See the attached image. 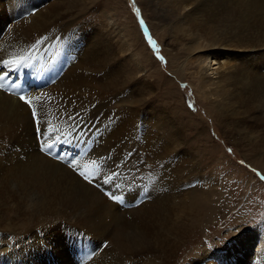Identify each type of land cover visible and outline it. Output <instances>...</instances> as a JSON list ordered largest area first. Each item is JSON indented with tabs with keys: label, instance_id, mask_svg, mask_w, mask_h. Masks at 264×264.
I'll list each match as a JSON object with an SVG mask.
<instances>
[{
	"label": "bare ground",
	"instance_id": "6f19581e",
	"mask_svg": "<svg viewBox=\"0 0 264 264\" xmlns=\"http://www.w3.org/2000/svg\"><path fill=\"white\" fill-rule=\"evenodd\" d=\"M169 3L180 11L166 26L183 41L182 56L169 53L171 68H177L173 73L182 80L192 71L189 83L209 110L220 115L229 109L251 139L252 134L264 135V0ZM53 5L61 9L57 0H0V59L31 51L25 90L40 95L34 103L42 117L41 133L43 121L49 122V133L59 129L71 141L58 150L74 154L82 149L104 172L119 170L122 182L134 186L120 204L80 182L64 164L40 152L27 106L0 90V189L17 195L21 188L23 200L12 203L32 215L19 223L21 233L32 236L15 244L9 238L15 229L0 225V264H175L186 246L180 250L187 228L196 222L195 212L207 209V201L198 197L204 187L202 168L186 149L188 131L196 128L199 135L202 130L170 107L173 94L180 95L175 82H152L155 72L143 74L150 51L138 30L133 36L123 29L134 46L129 56L135 68L126 73L112 48L114 26L84 29L89 25H76L69 11H46ZM143 14L153 37L162 41L164 33L147 11ZM102 39L109 51L100 54L95 42ZM37 41L38 51L32 50ZM115 63L121 66L118 78ZM141 189L150 199H144ZM139 204L142 209L135 211ZM44 218L47 223L38 226ZM49 218L64 223L52 226ZM39 228L43 235H35ZM240 237L224 253L203 248L200 264H264V225ZM77 239L95 244L88 249L90 261L70 256L68 241Z\"/></svg>",
	"mask_w": 264,
	"mask_h": 264
},
{
	"label": "rangeland",
	"instance_id": "374dc122",
	"mask_svg": "<svg viewBox=\"0 0 264 264\" xmlns=\"http://www.w3.org/2000/svg\"><path fill=\"white\" fill-rule=\"evenodd\" d=\"M57 2L61 5L60 10L53 5L51 9H46V11H69V13H72V20L75 21L76 25H89L84 27V29L102 31L107 26L111 28L114 26L113 35L115 38L112 48L115 54L122 57L123 70L126 73H131L135 68L134 61L129 56L134 46L131 45L132 35L123 37V29L133 31V36L136 35V30H138L139 32H137L141 33L140 35L143 36L150 51L149 61H144L145 70L143 74L148 77L150 72H155L157 77L150 78L152 82H155V80L160 81L161 79H170L175 82L174 87L180 92V95L176 96L173 94V100H175L171 101L170 99V107L176 111L181 110V113L184 112L185 120L192 122L191 125L197 123L198 130H202L199 135L196 128L188 131L186 149L193 156L190 159L197 160L202 168L203 175H201L204 177L202 179L204 187H202L203 192L198 193V197L207 201V209L195 212L194 220L196 222L187 228L188 238L182 244L180 250L185 244L186 246L179 252L173 263L200 264V252L203 248L206 247L213 249L214 252L218 253L221 251L224 253L223 248H231L241 238L240 235L248 234L252 229L264 225V181L256 174L258 172L264 175V144L262 142L264 135L252 134L251 139L250 133L242 131L233 113L231 111L228 112L229 109H226L225 113L220 115L209 110V107L199 98L198 92L193 91V87L189 83V73L192 71H186L182 80L173 73L177 68H171L170 54L172 58H174V54L182 56L181 47L183 46L181 44H183V41L180 43L182 36L175 32L173 33V30H170L166 24L171 19L179 16V13L175 11L180 10L175 9L169 3V0H141V2L134 0V5L133 0H57ZM134 6L139 8L148 32L156 42L158 53L147 43L135 14ZM143 11H147L149 19H152L153 23L156 24L158 32L160 34L164 33L165 36L163 35L162 41L153 37L147 23L148 20L143 17ZM155 11L156 14L158 12V16ZM79 32L83 34L82 29ZM125 39L128 41L127 45L124 44ZM133 43L135 44L134 40ZM95 47L100 54L109 51L105 39H102L99 45L95 42ZM158 57H163V60ZM185 58L181 61H184ZM120 67V64L115 63L113 68L115 78L121 75ZM160 83L162 84V82ZM162 92L158 95L159 97H163L164 93ZM261 132H264V130H261ZM69 137H71L70 133ZM228 149L232 150L231 153ZM47 157L56 162L52 157ZM241 161H244V163L241 164ZM19 189L21 188H18L17 195H13L11 189L6 194L0 189V225L12 226L15 229L16 233L11 232L9 235L10 240H13L12 243L23 237L29 238V236H32L26 233L23 235L22 227L19 224L32 217V215H29L20 207L15 208L16 206L13 204L18 200H23V192ZM26 189L27 193H32L28 186ZM36 195L37 193H33V196L36 197ZM12 205L14 208L11 207ZM17 205L21 204L17 203ZM140 206L142 207L143 205H135L136 208L134 210H140ZM55 207L58 206L55 205ZM48 221L52 226H58L63 219L49 218ZM46 223L47 220L44 218V221L38 222L37 225H45ZM62 230L64 231V229ZM39 231H41L40 228L37 229L35 235L44 234V232L40 233ZM53 234L55 232L51 235ZM65 236L66 239L71 238L68 235ZM2 237L4 236L2 235ZM68 242L70 245L68 250L70 256H73V258L80 256L83 260L82 262L91 260V254H89L88 249L92 246L95 247V244L91 242L87 244L79 239H77V242ZM80 244H82L84 250L82 254L79 251ZM60 251L66 252L67 250L60 249ZM47 252H41L40 255H44Z\"/></svg>",
	"mask_w": 264,
	"mask_h": 264
},
{
	"label": "snow or ice",
	"instance_id": "6c2138e0",
	"mask_svg": "<svg viewBox=\"0 0 264 264\" xmlns=\"http://www.w3.org/2000/svg\"><path fill=\"white\" fill-rule=\"evenodd\" d=\"M134 11L144 32L147 43L158 53L156 42L149 34L139 8L134 6ZM40 43L41 41H37L36 44L32 45V50L38 51V45H40ZM158 58L163 60V57ZM32 60L33 57L31 51L24 56L13 55L11 58L0 59V90L18 97L19 101H21L23 105L27 106L30 112V119L37 128L41 153L64 164L71 170L80 182L85 183L93 189L99 190L109 201L123 204L125 192L131 189L134 185L132 182H122V172L119 170L104 172L101 164L98 163V160L92 159L82 149L77 150L74 154L71 152H64L63 147H60L58 150V145H69L71 144V141L68 139L67 135L61 134L59 129H57L54 133H49V122L47 121H43V132L41 133L40 128L42 125V117L40 116L38 108L34 103V101L40 100V95L32 91L25 90L18 82L20 74L24 72L25 69L32 67ZM189 107H191V105H189ZM69 119L71 120L73 118L69 117ZM70 127H74V125H70ZM76 135H79V133H76ZM228 151L231 153L232 150L228 149ZM240 163L243 164L244 161H241ZM253 171L255 170L253 169ZM256 174L262 181H264V175H261L258 172ZM135 180L136 176H132V181ZM103 185H108L109 187L105 189ZM140 191L144 192L145 200L150 199V196L146 191H144V189H141ZM137 195H139V192ZM106 246V243L102 245V247Z\"/></svg>",
	"mask_w": 264,
	"mask_h": 264
}]
</instances>
